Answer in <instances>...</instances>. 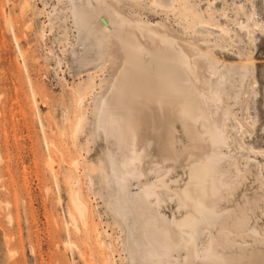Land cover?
Listing matches in <instances>:
<instances>
[{"label": "rangeland", "instance_id": "obj_1", "mask_svg": "<svg viewBox=\"0 0 264 264\" xmlns=\"http://www.w3.org/2000/svg\"><path fill=\"white\" fill-rule=\"evenodd\" d=\"M98 5L160 22L154 31L140 29L143 43L199 59L222 172L238 177L239 169L248 168L245 187L261 198L247 236L202 225L191 264H214L230 254L242 264H264V0H0V264L183 261L185 251L176 248L170 262H154L145 246L147 224L139 219L148 217L157 231L160 214L172 218L174 202L161 208L148 191L163 196L183 188L195 160L189 152L199 149L176 131L175 146L186 150L175 163L165 160L146 125L135 145L128 130L119 141L111 126L112 100L103 105L102 98L110 95L106 87L122 64V51L114 32L98 27L108 24L104 11L96 15ZM83 94L87 119L76 132ZM127 159L139 178L126 169ZM70 174L88 205L87 224L71 200ZM138 193L148 194L145 208ZM252 227L260 233L253 236ZM169 235L185 236L175 225Z\"/></svg>", "mask_w": 264, "mask_h": 264}, {"label": "bare ground", "instance_id": "obj_2", "mask_svg": "<svg viewBox=\"0 0 264 264\" xmlns=\"http://www.w3.org/2000/svg\"><path fill=\"white\" fill-rule=\"evenodd\" d=\"M74 6L72 11L75 10ZM101 11L104 10L98 5L96 15H99ZM81 12L84 16L83 11ZM105 13L108 24L102 22L98 27L104 34L109 31L114 32L112 37L118 49L122 51V64L116 74L110 76L109 84L106 87L107 90L109 89L110 95L108 98L103 96L102 103L104 105L106 101L108 104L109 98L112 100L111 126L115 129L119 141L125 140L124 132L128 130L132 144L135 145L142 140L141 128L146 125L151 132L156 133L161 142L165 160H172L175 163L182 152L186 150L184 145L182 148L175 146L176 131H181L191 141V149H199L198 154L189 152V159L194 158L195 160L188 169L183 188L173 189L172 187L173 190L165 191L162 193L163 196L154 188H150L148 191L149 195H155V202L161 208L166 207L167 202H174L175 210L173 209L172 218L168 220L160 214L162 226L157 231H154L153 227L150 229V225V227L148 226V217L143 216L139 219L140 222L147 224L143 231L146 240L145 246L154 262H170L168 260L171 258L172 251L181 248L185 254L182 257L183 261L177 263L191 264L195 252L196 236L202 225L217 226L226 235L243 236L244 233L247 236L250 231L248 230L246 233L245 229L249 227L251 214L256 207L260 206L261 198L255 192L248 193V189L245 187L248 168L243 171L239 169L238 177L233 174L224 176L222 172L218 156L213 149L216 142L215 131L206 112L205 102L209 96L200 84L199 59L175 47L166 48L155 42L151 43V46L143 43L139 38L140 29L146 28L149 31H154V27L161 24L160 22L152 23L141 16L123 15L112 5H108ZM8 21L10 22V18ZM115 79L118 81L117 85H115ZM215 95L219 96L218 93ZM83 99L84 94L79 97L77 103L80 112L74 126L76 132L87 119L81 110ZM176 139L179 140L178 137ZM73 163L78 164L76 160ZM125 166L132 176L139 178L140 174L139 172L137 174L132 167L130 159L126 160ZM67 180L71 184V200L74 208L81 222L87 224L89 208L75 188L77 180L72 174L68 175ZM148 194L138 193L136 195L144 205L143 208L148 206ZM181 210L182 216L177 219L175 213ZM246 210L248 214L245 213ZM69 216L72 224H75L74 216L72 214ZM174 225L185 236L172 239L169 231ZM251 229L256 232H251L253 236L260 233L255 227ZM226 256L223 255L214 264H242L234 261L232 254Z\"/></svg>", "mask_w": 264, "mask_h": 264}]
</instances>
